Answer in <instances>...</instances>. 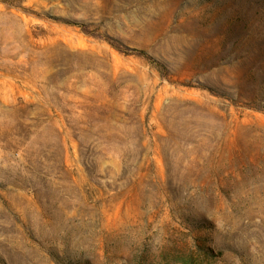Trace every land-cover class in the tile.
<instances>
[{
    "label": "rangeland",
    "instance_id": "374dc122",
    "mask_svg": "<svg viewBox=\"0 0 264 264\" xmlns=\"http://www.w3.org/2000/svg\"><path fill=\"white\" fill-rule=\"evenodd\" d=\"M0 264H264V0H0Z\"/></svg>",
    "mask_w": 264,
    "mask_h": 264
}]
</instances>
